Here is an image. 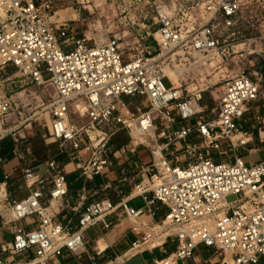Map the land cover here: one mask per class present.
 Wrapping results in <instances>:
<instances>
[{
  "label": "built area",
  "instance_id": "built-area-1",
  "mask_svg": "<svg viewBox=\"0 0 264 264\" xmlns=\"http://www.w3.org/2000/svg\"><path fill=\"white\" fill-rule=\"evenodd\" d=\"M252 1L264 7V0ZM182 8L179 4L173 12L178 16ZM196 8L177 20L159 13L158 28L147 35L155 49L139 44L126 55L121 37L94 45L77 39L69 21L55 20L54 0H0V141L14 138L17 128L32 120L43 119V140L57 143L61 150L68 147L69 159L85 181L112 168V142L119 132L129 136L122 153L142 146L150 153V162L129 176L136 180L130 195L118 204L109 198L91 202L80 212L75 229L55 222L52 214L51 203L68 195L66 172L59 162L46 160L44 175L29 166L21 169L28 190L23 199L10 197L5 176L0 183V223L11 227L12 240L0 245V264H49L65 252L81 255L84 233L98 224L110 230L109 219L118 212L130 220L131 231L141 235L124 258L170 241L174 251L151 264L184 263L199 245L215 249L222 264L264 260V160L245 164L237 154L238 149L248 154L264 151V73L261 88L245 74L231 71L250 54L264 61V49L252 51L246 44L235 49L238 33L233 29L241 0H206ZM219 26L226 31L224 40ZM206 56H217L220 63L211 67ZM206 66L227 72L217 108L211 110L199 106L201 91L182 86L192 68ZM9 68L18 75L9 77ZM16 78L38 87L49 85L54 97L26 116L1 86L11 82L23 87ZM135 100L139 103L133 104ZM261 102L259 110H251ZM242 121L249 129L241 130ZM84 150L89 151L86 159ZM30 154L27 148L13 152L21 162ZM228 196L235 200L227 202ZM130 198L141 199L144 207L158 202L167 215L156 222L138 220L144 208L128 206ZM27 219L37 226L25 228Z\"/></svg>",
  "mask_w": 264,
  "mask_h": 264
},
{
  "label": "crops",
  "instance_id": "crops-1",
  "mask_svg": "<svg viewBox=\"0 0 264 264\" xmlns=\"http://www.w3.org/2000/svg\"><path fill=\"white\" fill-rule=\"evenodd\" d=\"M9 73L12 71L8 70L7 74ZM9 85L11 87L17 86L11 82ZM4 94L7 96L5 92ZM45 116L43 115L44 120L47 121ZM246 119L249 121L250 118L247 117ZM239 125L243 131L249 129L243 121ZM250 126L256 128L257 125ZM46 131L43 119H34L17 128L14 138L18 140L19 144H16L14 138L10 136L0 141V160H2L0 161V183L5 176H8L10 197L16 200L23 199L28 195V190L21 179V169L24 166H29L37 173L44 175L46 170L43 163L46 160L54 159L59 162L66 172L68 195L62 202L51 203V209L54 221L65 227L75 229L80 212L95 200L109 198L114 204L124 200L130 195L136 182L135 179H129V176H133L142 164L150 162L144 163L138 159L140 151H146L150 157L149 150L143 146L136 148L134 152L122 153L121 149L128 145L129 136L126 132H119L112 142L114 147L112 168L103 176H96L90 181H85L80 177L73 162L69 159L68 147L66 150H61L57 143H46L43 140L42 136ZM122 135H124V140ZM191 140L195 141L194 138ZM25 148L30 149L31 154L26 162H21L14 157L13 152L16 149ZM237 154L242 160L243 156L254 155H263L259 162L264 160V151H254L248 154L243 149H238ZM136 161L138 162L137 166L132 168L131 163L134 164ZM124 176L128 177L126 181H122ZM106 185L109 188H105ZM127 205L134 208H144V214L138 220L146 219L149 222L162 220L168 212L167 208L158 202L149 207H144V202L139 198L128 199ZM149 213L154 214L153 218L148 215ZM109 220L112 223L110 230H104L101 224H98L84 233L85 250L81 255L75 256L65 252L62 257L52 259L49 264H151L154 259H161L175 249V244L168 241L162 248L144 249L141 253L127 255L124 258L123 254L127 252L132 242L141 238V235H136L131 231V222L122 212L116 213ZM22 225L29 229L37 226L34 219H27ZM11 240V227L3 226L0 223V245L4 242L9 243ZM179 264H222V259L215 249L199 245L194 250L191 260ZM258 264H264V260L260 258Z\"/></svg>",
  "mask_w": 264,
  "mask_h": 264
},
{
  "label": "rangeland",
  "instance_id": "rangeland-1",
  "mask_svg": "<svg viewBox=\"0 0 264 264\" xmlns=\"http://www.w3.org/2000/svg\"><path fill=\"white\" fill-rule=\"evenodd\" d=\"M56 5V21H69L74 28L77 39H85L90 45L105 44L114 37H121V49L126 55H129L133 48L149 47L150 51L155 49L154 40L148 34L154 33L158 28V14L161 12L170 13L174 19L180 18L181 14H193L196 7H200L206 0H54ZM242 8L238 15V20L234 33H238L234 40L235 49L240 51L246 44L250 50L256 51L264 49V7L256 4L252 0H241ZM181 5L182 11L178 16L174 9ZM63 14V15H61ZM1 16V15H0ZM61 16V17H60ZM218 35L222 40L226 37V31L222 26L218 27ZM230 59V58H229ZM204 61L213 63L214 67L220 63L217 56H206ZM12 77L17 74L14 68H9ZM233 73H243L253 81L259 83L260 75L264 71V61L256 54H250L242 62L232 65ZM227 72L222 67L210 68L198 67L192 68L189 75L186 76V82L183 87L188 90L201 91V101L199 106H206L209 110L216 109L223 91V76ZM177 75V74H176ZM44 79L48 76L44 75ZM22 80L24 85L11 87L10 82L4 83L3 91L19 107H21L26 116H29L47 105L54 97V91L49 85L41 87L31 84L26 78H16ZM15 85V84H13ZM163 85L167 88V80H163ZM138 104V100L132 101ZM263 106L261 103L251 105L252 111H257ZM251 113L246 117L250 118ZM47 118V115L45 116ZM77 120L76 118H74ZM15 120V119H14ZM18 120V119H17ZM121 137L124 138V135ZM119 137V138H121ZM88 150L82 155L86 159ZM263 155L243 156L245 164L259 162ZM138 159L144 163L150 161L149 154L146 151H140ZM137 161L131 167L137 166ZM227 202H232L235 197L228 196ZM36 224V223H35ZM36 227V226H35Z\"/></svg>",
  "mask_w": 264,
  "mask_h": 264
},
{
  "label": "bare ground",
  "instance_id": "bare-ground-1",
  "mask_svg": "<svg viewBox=\"0 0 264 264\" xmlns=\"http://www.w3.org/2000/svg\"><path fill=\"white\" fill-rule=\"evenodd\" d=\"M173 78L177 79V75H174V77H173Z\"/></svg>",
  "mask_w": 264,
  "mask_h": 264
},
{
  "label": "trees",
  "instance_id": "trees-1",
  "mask_svg": "<svg viewBox=\"0 0 264 264\" xmlns=\"http://www.w3.org/2000/svg\"><path fill=\"white\" fill-rule=\"evenodd\" d=\"M263 73H264V71H263Z\"/></svg>",
  "mask_w": 264,
  "mask_h": 264
}]
</instances>
